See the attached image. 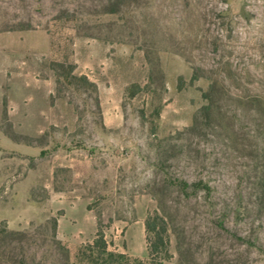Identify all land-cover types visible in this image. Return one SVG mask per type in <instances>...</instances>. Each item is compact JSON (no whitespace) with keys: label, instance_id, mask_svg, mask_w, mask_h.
I'll return each instance as SVG.
<instances>
[{"label":"rangeland","instance_id":"rangeland-1","mask_svg":"<svg viewBox=\"0 0 264 264\" xmlns=\"http://www.w3.org/2000/svg\"><path fill=\"white\" fill-rule=\"evenodd\" d=\"M263 174L264 0H0V225L27 239L0 264L72 263L97 226L144 259L159 204L173 263L264 264Z\"/></svg>","mask_w":264,"mask_h":264},{"label":"trees","instance_id":"trees-1","mask_svg":"<svg viewBox=\"0 0 264 264\" xmlns=\"http://www.w3.org/2000/svg\"><path fill=\"white\" fill-rule=\"evenodd\" d=\"M82 79L85 82L87 81L83 77ZM202 99L205 100L207 104L198 110L191 126L180 132L176 139H180L184 134L195 135L203 129H211L213 127L214 115L212 110L211 92H204L202 94ZM261 179L264 181V174ZM175 185H177L178 189L186 195L188 194L186 191L187 188L191 187V192L188 194V197H195L200 191H204L207 195L210 194L209 187L202 184V182L188 185L185 181H175ZM156 192L163 194V191L161 190H156ZM169 225V221L164 214V210L160 207V204L155 210L147 214L144 220L147 257L144 259L110 251L107 242L104 239L103 232L97 226V231L92 242L87 245H81L78 248L72 263H69L68 258L65 256V264H187L184 262V259H182L183 250L181 249V243L176 244L178 260L176 263H173L172 261L173 256L169 252ZM26 241L27 239L24 233L9 231L5 226L0 225V249H5L8 246L7 243H14L19 246ZM15 264L30 263L25 256L20 255L17 260H15Z\"/></svg>","mask_w":264,"mask_h":264}]
</instances>
